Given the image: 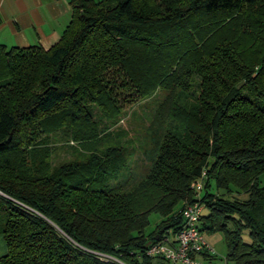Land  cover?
Instances as JSON below:
<instances>
[{"label": "trees", "instance_id": "obj_1", "mask_svg": "<svg viewBox=\"0 0 264 264\" xmlns=\"http://www.w3.org/2000/svg\"><path fill=\"white\" fill-rule=\"evenodd\" d=\"M70 4L51 47L0 44V264H168L147 250L194 201L207 208L201 231L223 233L226 263L264 264V0ZM158 94L148 171L105 184L126 140L107 124L91 132L94 109ZM65 127L81 150L69 142L77 157L52 166L48 141Z\"/></svg>", "mask_w": 264, "mask_h": 264}, {"label": "rangeland", "instance_id": "obj_2", "mask_svg": "<svg viewBox=\"0 0 264 264\" xmlns=\"http://www.w3.org/2000/svg\"><path fill=\"white\" fill-rule=\"evenodd\" d=\"M245 90L244 93H246ZM160 97L158 94L152 99H140L136 103L128 104L123 107L122 110L112 114L111 116L102 115L100 110L94 109L93 122L90 124L91 132L99 135L102 131V127L107 124L110 126V135L113 136L114 133L121 137L122 144L125 142L124 147V165L117 174V176H107L104 183L109 186L114 187H128L132 185L136 180L143 177L148 171L149 163L144 157L143 150L144 147L148 146V135L147 126L149 124L150 114L154 108L155 101ZM260 105L264 106V101L259 100ZM112 125V126H111ZM77 130V128L65 127L60 130L57 134H52L49 138V146H52V151L50 150V160L51 165L56 166L62 161L73 159L76 156L73 149L70 148V144H73L75 150H81V146L78 144L79 141H71L73 139L72 131ZM88 130L84 128L83 131ZM121 132H124L121 136ZM42 136V135H40ZM102 146H106L107 143L102 140ZM47 142V143H48ZM44 143L42 142L41 145ZM46 144V143H45ZM48 145L47 147L50 148ZM133 149V150H132ZM132 150V151H131ZM49 153V152H48ZM203 212H207V208L204 207ZM160 216L157 213L149 214V225L147 226V231L154 228L155 224L160 221ZM205 238L213 249V254L216 255V264H231L226 263L225 254L226 246L223 240V233L219 231H214L210 233H205ZM243 238L248 240V234L245 231ZM0 241L4 240L0 237ZM6 250V248H5ZM5 252V251H4Z\"/></svg>", "mask_w": 264, "mask_h": 264}, {"label": "crops", "instance_id": "obj_3", "mask_svg": "<svg viewBox=\"0 0 264 264\" xmlns=\"http://www.w3.org/2000/svg\"><path fill=\"white\" fill-rule=\"evenodd\" d=\"M71 11L70 0H0V44L47 49L59 40ZM5 248L0 241V255Z\"/></svg>", "mask_w": 264, "mask_h": 264}, {"label": "built area", "instance_id": "obj_4", "mask_svg": "<svg viewBox=\"0 0 264 264\" xmlns=\"http://www.w3.org/2000/svg\"><path fill=\"white\" fill-rule=\"evenodd\" d=\"M205 172L192 181V188L198 197L203 188ZM204 204L194 201L186 204L181 213L183 224L176 232H167L147 250L150 256L164 259L168 264H203V253L213 249L201 231V214Z\"/></svg>", "mask_w": 264, "mask_h": 264}, {"label": "water", "instance_id": "obj_5", "mask_svg": "<svg viewBox=\"0 0 264 264\" xmlns=\"http://www.w3.org/2000/svg\"><path fill=\"white\" fill-rule=\"evenodd\" d=\"M240 85H241V84H240ZM240 85H238V87H239ZM161 230H163V228H162ZM157 238H158V235L155 237V239H157Z\"/></svg>", "mask_w": 264, "mask_h": 264}]
</instances>
